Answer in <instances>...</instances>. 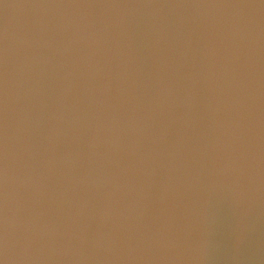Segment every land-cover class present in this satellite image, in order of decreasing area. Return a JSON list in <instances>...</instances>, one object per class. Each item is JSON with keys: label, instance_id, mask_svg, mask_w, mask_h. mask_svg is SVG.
<instances>
[{"label": "water", "instance_id": "95a60500", "mask_svg": "<svg viewBox=\"0 0 264 264\" xmlns=\"http://www.w3.org/2000/svg\"><path fill=\"white\" fill-rule=\"evenodd\" d=\"M0 264H264V0H0Z\"/></svg>", "mask_w": 264, "mask_h": 264}]
</instances>
